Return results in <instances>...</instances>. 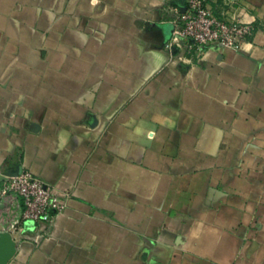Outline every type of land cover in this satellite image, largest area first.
Wrapping results in <instances>:
<instances>
[{
  "label": "crops",
  "instance_id": "obj_1",
  "mask_svg": "<svg viewBox=\"0 0 264 264\" xmlns=\"http://www.w3.org/2000/svg\"><path fill=\"white\" fill-rule=\"evenodd\" d=\"M230 1L254 38L185 62V0H0V171L65 203L0 205L9 264H264V0Z\"/></svg>",
  "mask_w": 264,
  "mask_h": 264
},
{
  "label": "built area",
  "instance_id": "obj_2",
  "mask_svg": "<svg viewBox=\"0 0 264 264\" xmlns=\"http://www.w3.org/2000/svg\"><path fill=\"white\" fill-rule=\"evenodd\" d=\"M210 1L185 0L184 8L167 4L173 31L165 48L172 57L191 62L207 50H239L243 43L254 38L255 24L242 22L237 15L227 12V7L233 8L230 0H213L220 4L219 10L213 8ZM0 175H5V172L0 171ZM2 176L0 205L5 210L15 205L18 210L11 221L13 229L23 228L33 222L45 231L54 217L65 209L59 191L31 169H23L18 175L7 176L6 179Z\"/></svg>",
  "mask_w": 264,
  "mask_h": 264
},
{
  "label": "water",
  "instance_id": "obj_3",
  "mask_svg": "<svg viewBox=\"0 0 264 264\" xmlns=\"http://www.w3.org/2000/svg\"><path fill=\"white\" fill-rule=\"evenodd\" d=\"M173 31V25H172ZM23 170L22 166L18 164L13 169L5 172L2 176L6 179L7 176H16ZM17 253V241L12 232L8 229L0 227V264H9Z\"/></svg>",
  "mask_w": 264,
  "mask_h": 264
}]
</instances>
